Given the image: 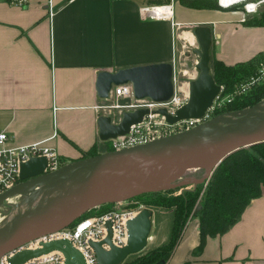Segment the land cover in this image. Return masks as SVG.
<instances>
[{
	"label": "crops",
	"instance_id": "1",
	"mask_svg": "<svg viewBox=\"0 0 264 264\" xmlns=\"http://www.w3.org/2000/svg\"><path fill=\"white\" fill-rule=\"evenodd\" d=\"M172 2L173 19L155 20L140 12L162 3L155 0H0V133L17 146L42 142L63 164L105 153L110 141L99 138L97 118L107 114L118 123L123 110L98 107L111 101L97 96L99 72L169 62L175 74L176 30L189 25L209 26L218 46L211 57L227 65L264 50L263 26L240 28L221 8ZM150 211L146 246L124 262L169 242L174 209ZM181 235L165 264H264V194L202 247L197 217Z\"/></svg>",
	"mask_w": 264,
	"mask_h": 264
},
{
	"label": "water",
	"instance_id": "2",
	"mask_svg": "<svg viewBox=\"0 0 264 264\" xmlns=\"http://www.w3.org/2000/svg\"><path fill=\"white\" fill-rule=\"evenodd\" d=\"M191 31L197 45L193 52L197 55L195 68L198 75L188 83L189 97L174 115L164 107L153 111L164 115L169 123L201 117L222 90L211 74L212 31L205 24L194 26ZM97 78L95 89L102 100L109 97L112 86L119 84H131L134 98L156 103L168 100L174 93L173 65L169 62L119 69L115 73L99 72ZM148 112L146 108L123 110L118 123L111 121L110 115H100L97 118L99 138L106 141L126 134ZM223 114L225 117L215 116L189 130L145 144L108 150L64 163L49 173L44 172L46 160L43 157L21 163L20 183L0 193V207L7 198L25 196L30 205L44 192L54 194L35 209L24 207L25 211L0 228V257L17 250L8 260L11 264H22L56 249L64 254V264H84L81 253L67 239L41 243V247L35 250L19 249L39 236L70 226L95 207L178 187L185 183H179V180L188 169L203 170L205 179H208L231 154L264 143L262 102ZM150 216L151 211L144 208L126 221L128 238L123 247L112 243L111 223L108 221L107 238L90 243L96 252L97 264H121L128 255L139 253L147 244ZM103 244H107L109 250H104ZM153 264H165V260Z\"/></svg>",
	"mask_w": 264,
	"mask_h": 264
},
{
	"label": "built area",
	"instance_id": "3",
	"mask_svg": "<svg viewBox=\"0 0 264 264\" xmlns=\"http://www.w3.org/2000/svg\"><path fill=\"white\" fill-rule=\"evenodd\" d=\"M249 1H243V11L248 14L247 5ZM245 2V3H244ZM255 2V1H254ZM220 4V3H219ZM235 4L229 6H222V8H230ZM50 7V14H52L53 8ZM163 8L160 14H157L156 10ZM141 15L143 18L149 19H173V2L159 3L156 5H145L141 8ZM261 76H251L249 79V84L259 82L264 79V70ZM174 75V66H173ZM175 81V75L173 79V85ZM249 84L241 85L243 91L249 89ZM122 98L127 99L126 102H120ZM178 94L177 90L174 88V93L172 97L161 103H156L150 99H136L134 98L131 84H119V86H114L109 91V97L104 100L111 99L110 103L98 106L100 108L115 109L118 111L122 110H134L136 108H146L149 109L148 114L142 117V121L132 125L129 131L120 135L117 138L109 139L111 144V150H121V148L133 147L137 144H145L154 139L163 138L164 136H169L177 134L178 132L189 130L196 126L197 124L205 123L208 120L214 118L210 112L214 109L216 103L213 101V105L209 107L204 114L199 118L181 119L175 123H169L164 115L154 113V110L159 108H166V111L170 115H174L176 110L181 107L186 101ZM34 157H43L46 160V165L44 172L49 173V171H54L60 168L63 163L58 152L52 147L44 146L42 142H33L32 144L14 145L10 143L7 134L4 132L0 133V193L5 192L7 189L20 183V164L33 159ZM15 198V197H14ZM12 198H7L6 201H10ZM114 203V207L122 205L126 202ZM112 208L104 213L95 214L90 217H83L76 221L73 225L65 227L64 229L51 232L46 235L37 237L36 239L27 242L22 245L19 250L29 249L35 250L41 247V243H49L52 240H65L67 239L71 245L82 255L84 264H97L96 252L93 251L90 243L103 241L108 235L107 222L111 223V237L112 243L117 247H123L127 242V231H126V221L135 217L137 213L142 209L141 206L137 208L124 207ZM102 248L104 250H109L107 244H103ZM17 252L14 250L8 252V254L0 257V264H11L9 258ZM65 256L59 250H51V252L43 253L37 257L31 258L22 264H64Z\"/></svg>",
	"mask_w": 264,
	"mask_h": 264
},
{
	"label": "trees",
	"instance_id": "4",
	"mask_svg": "<svg viewBox=\"0 0 264 264\" xmlns=\"http://www.w3.org/2000/svg\"><path fill=\"white\" fill-rule=\"evenodd\" d=\"M155 1L159 2L161 0ZM178 1L186 7H193L198 9H215L214 7L204 2L196 3L192 0ZM255 25L262 27V25L260 24ZM263 59L264 51L260 55L249 59L248 64L234 63V66H232L225 64L220 59H215V63L219 66L216 69L215 74L218 76V78H220L221 75L229 74L230 72V75H233L232 77H234V80L229 82V84H234L237 79L239 80L243 77V75L238 73V70L243 69L242 72H248L249 69H252L249 72L252 73L253 70L255 71L256 64ZM220 84H223L224 87H222L223 89L221 90L219 96H221L223 92L228 91L225 90V86L228 83H219L218 85ZM260 86H264V79L259 81L251 90L253 91ZM253 95L255 96V94ZM237 98L238 97L235 96L233 99H231L228 106H226V109L221 108L220 110L215 111L216 116L221 112L227 113L246 109L244 108L245 106H236L235 108L232 106L233 104H235ZM257 103L258 102L251 104L250 107ZM226 110L229 111L226 112ZM92 155L95 154L93 153L88 156ZM210 176L211 177L209 178V182L206 187V193L204 197L197 203L194 213L198 214L199 220V247H202L204 245L207 237L224 234L225 231L239 219L240 214L243 212L249 202L253 198L259 197L264 194V143L255 144L250 148L241 149L236 153L231 154L223 160V162L212 172ZM184 190H186V193L189 194V198L188 196H185L187 198L186 200L184 198H180V200L182 201V206L180 205L181 208H174V223L172 227L171 238L167 245L158 247L156 249H153V251L139 255V257L131 261L124 262V264H153V262L157 260L168 259L177 242L182 237L181 234L186 224V218L190 212L191 207L194 206L193 195L195 194V191L186 187H184ZM158 206L172 207V205L170 204H162ZM91 211L93 210H90L89 212ZM89 212L81 215L71 225H73L80 218L90 216L91 214H89ZM228 213L230 214L229 218L226 217V214Z\"/></svg>",
	"mask_w": 264,
	"mask_h": 264
},
{
	"label": "rangeland",
	"instance_id": "5",
	"mask_svg": "<svg viewBox=\"0 0 264 264\" xmlns=\"http://www.w3.org/2000/svg\"><path fill=\"white\" fill-rule=\"evenodd\" d=\"M175 0H161L160 2L162 3H167V2H172ZM193 2L196 3H206L209 4L210 6L214 7L215 9L221 8L224 12H227L230 17L234 19H239L236 20L234 25H237L240 28H247V26L252 27L255 24H260L264 27V0H254L257 5V10L254 13L250 14H245L243 11V4H235L230 8H223L220 7V1L219 0H192ZM159 3V2H158ZM237 17V18H235ZM232 23V24H233ZM194 25H189L183 28H178L176 31H183V32H188L192 34L191 29L193 28ZM180 32V33H181ZM193 35V34H192ZM193 44H189L187 41L178 39L177 41V48H176V67H175V81H174V88L177 90L178 94L182 97V99H185L186 96L189 97V89H188V83L191 81V79L195 78L197 74V70L195 68V63L197 61V55L193 52V49L197 47L195 43V38ZM237 40L239 41L238 44L241 42L242 39L237 37ZM240 45V44H239ZM216 46L214 43H212V52L216 51ZM264 51V50H263ZM263 51L258 52L256 55L253 57L260 55L263 53ZM252 58V57H251ZM250 58V59H251ZM248 61H239L236 62V64H248ZM247 62V63H246ZM234 66V64L232 65ZM218 64L215 63V58L213 56L211 57V74H213L214 80L217 84L219 83H228L225 86V91L215 100V107L210 112V114L215 117V111L222 109H226L229 104V101L233 99L235 96H237V100L235 104L232 106L235 108L236 106H245L244 108H250V105L253 103H256L259 101L263 103L264 106V86L257 87L255 90H251L256 84L252 83L249 84V79L251 76H261V73L264 70V59L258 62L255 66V71L252 73H249L252 69H249L248 72H242L243 69L238 70V73L243 75L242 79H237V81L233 84L230 83L231 81L234 80V77H232L229 72V74H224L221 75L220 78L215 74L216 69L218 68ZM217 77V78H216ZM232 77V78H231ZM243 84H249V89H246V91H243L241 85ZM221 88L224 87V85L220 84ZM223 89V88H222ZM252 92H251V91ZM251 92V93H250ZM221 93V91H220ZM251 96H250V95ZM255 94V96L253 95ZM243 95V96H242ZM245 98V99H242ZM188 99V98H187ZM227 104V105H226ZM230 106V107H232ZM229 110H226V112ZM233 111V110H230ZM221 115H224L222 112L217 115L221 117ZM227 117H231V114H227ZM235 117H243V115L240 116H235ZM111 150V144L109 147ZM204 176V171L203 170H196L193 173H189V169L186 171V174L182 176V178L179 180V183L181 181H184L185 183L180 184L178 187L168 189L166 191H160V192H151V193H145L138 195L135 198L129 199L126 202L122 203V205L115 206L116 208L124 209V207H127V209L130 208H137V206H141L142 209L147 208V209H152V206H158V205H166L170 204L172 205V209H177L181 208L180 205L182 206V201L181 199H187L186 197L189 194L186 193V190H184V187L188 189H192L195 191V194L193 195L194 197V206L191 207L190 212L186 218V223L190 221L191 218H198V214L195 213L196 205L197 203L204 197L206 193V187L209 182V177L208 179ZM205 179V180H204ZM177 183V182H175ZM197 186V187H196ZM196 187V188H195ZM54 193L51 192H44L38 197L34 199V202L28 205V200H26L25 196H20L18 199L15 200V202H12L13 198L10 201H5L3 205L0 207V215L1 217L6 216L4 220L0 222V228L1 227H6L15 217V210L20 209V207H27L28 209L32 210L35 209V207L38 206V204H42L45 202H48L50 198L52 197ZM186 196V197H185ZM124 206V207H123ZM114 207V203H108L105 205H101L99 207L93 208V211L89 212L91 214L90 216H94L95 214H100L104 213ZM114 207V208H115ZM115 208V209H116ZM88 216V217H90ZM226 217L229 218L230 214H226ZM124 263V262H123Z\"/></svg>",
	"mask_w": 264,
	"mask_h": 264
},
{
	"label": "bare ground",
	"instance_id": "6",
	"mask_svg": "<svg viewBox=\"0 0 264 264\" xmlns=\"http://www.w3.org/2000/svg\"><path fill=\"white\" fill-rule=\"evenodd\" d=\"M219 1H220V4L222 6L226 7V6H229V5H232V4H241L243 1H246V0H219ZM257 5H258V3L254 2V1H249L248 5L246 7V9H247L246 12H248V14L254 13L257 10ZM161 9H163V8H161ZM156 12H157V14H160V13H158V10H156ZM178 36H179L180 39L187 41L189 44H193L194 43V39H193L194 36L191 33L188 34V32H183L182 31ZM196 170H197L196 168L189 169V173H193ZM184 174H186V172ZM12 198H13L12 202H15V200L18 199L19 197L17 196L15 198L14 197H12ZM15 211H16V213H15V216H16L18 214H21L22 211H25V208L21 206L20 209L15 210ZM5 217L6 216L1 217V215H0V222L2 220H4Z\"/></svg>",
	"mask_w": 264,
	"mask_h": 264
}]
</instances>
